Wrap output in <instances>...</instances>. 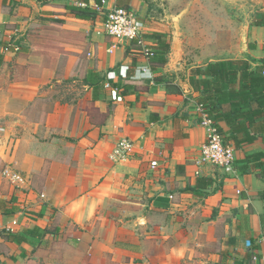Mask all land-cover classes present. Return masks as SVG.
I'll list each match as a JSON object with an SVG mask.
<instances>
[{
    "label": "crops",
    "instance_id": "obj_1",
    "mask_svg": "<svg viewBox=\"0 0 264 264\" xmlns=\"http://www.w3.org/2000/svg\"><path fill=\"white\" fill-rule=\"evenodd\" d=\"M252 2L259 20L264 0ZM115 7L145 14L142 0H0V264H260L264 176L240 160L264 144L226 141L231 171L201 162L206 132L189 77L225 60L262 70L264 26L252 25L239 58L186 64L161 30L145 36L151 58L136 41L114 43L102 21ZM89 72L103 78L94 92ZM63 83L71 95L59 92L41 118L39 100ZM123 138L134 153L116 162ZM198 178L200 195L185 191Z\"/></svg>",
    "mask_w": 264,
    "mask_h": 264
},
{
    "label": "trees",
    "instance_id": "obj_2",
    "mask_svg": "<svg viewBox=\"0 0 264 264\" xmlns=\"http://www.w3.org/2000/svg\"><path fill=\"white\" fill-rule=\"evenodd\" d=\"M70 10L81 19H90L95 14L88 8L71 7ZM255 25L264 26V15ZM157 40L158 52H166L169 44L161 41L160 37ZM155 53L157 51H151L148 58ZM102 82L103 78L93 72H89L84 79V85L92 88L93 92ZM189 84L199 94L196 104L201 114L210 120L225 141L235 149L258 139L264 144V76L261 68L253 69L248 60L217 61L192 70ZM240 162L244 167L258 169L264 176V148L246 155ZM201 184L198 178L195 187L185 191L197 195ZM35 231V228L24 230L21 234L7 231V239L20 242L26 239L25 236H34ZM254 249L256 247L252 246L251 252Z\"/></svg>",
    "mask_w": 264,
    "mask_h": 264
},
{
    "label": "rangeland",
    "instance_id": "obj_3",
    "mask_svg": "<svg viewBox=\"0 0 264 264\" xmlns=\"http://www.w3.org/2000/svg\"><path fill=\"white\" fill-rule=\"evenodd\" d=\"M252 1L142 0L145 14L135 13L143 26L144 41L146 34L161 30L173 50L184 53L186 64H202L236 59L244 54L250 29L262 12ZM70 88V83H63L43 92L35 109L39 116L43 118L55 101L70 96ZM59 92L64 94L61 98ZM46 139L52 140L48 136Z\"/></svg>",
    "mask_w": 264,
    "mask_h": 264
},
{
    "label": "built area",
    "instance_id": "obj_4",
    "mask_svg": "<svg viewBox=\"0 0 264 264\" xmlns=\"http://www.w3.org/2000/svg\"><path fill=\"white\" fill-rule=\"evenodd\" d=\"M143 26L138 21L136 13L131 9L115 7L103 13L102 30L114 43L126 41H136L142 48L143 54L148 57L151 54L146 41L143 39ZM262 73L264 74V54L262 58ZM200 125L205 129L206 135L199 150L200 161L220 168L224 171H231L235 162L234 149L229 145L217 129L212 126L210 120L201 114ZM134 153V145L127 138L121 139L112 151V158L116 162H126ZM155 162L151 163L154 167ZM3 174L13 182H23V178L13 169H5ZM251 244L247 242L246 246ZM253 261H257V256L253 255ZM260 264H264V259Z\"/></svg>",
    "mask_w": 264,
    "mask_h": 264
}]
</instances>
